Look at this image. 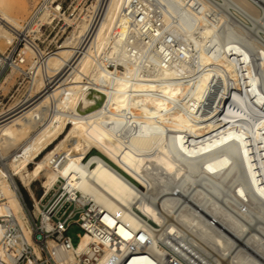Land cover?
<instances>
[{
	"label": "bare ground",
	"instance_id": "1",
	"mask_svg": "<svg viewBox=\"0 0 264 264\" xmlns=\"http://www.w3.org/2000/svg\"><path fill=\"white\" fill-rule=\"evenodd\" d=\"M234 1L249 13L264 3ZM27 8L0 0V43H8L0 53L23 42L0 71V94L25 80L9 104L16 111L0 122V216L41 255L18 181L34 218L52 230L31 183L40 179L47 197L61 180V195L104 226L87 222L92 233L69 250L47 238L59 264H90L83 253L109 264L143 240L156 252L183 245L210 264H264V38L225 1L92 0L48 52L36 37L61 2L37 0L24 17ZM231 147L237 157L214 154ZM4 227L0 219V237Z\"/></svg>",
	"mask_w": 264,
	"mask_h": 264
},
{
	"label": "built area",
	"instance_id": "2",
	"mask_svg": "<svg viewBox=\"0 0 264 264\" xmlns=\"http://www.w3.org/2000/svg\"><path fill=\"white\" fill-rule=\"evenodd\" d=\"M17 43V42H15ZM18 45L13 49V45L5 53H0V71L5 66L9 67V62L12 57L18 55ZM1 103L5 96L0 94ZM26 102L24 100L21 103ZM4 104H6L4 102ZM16 111L15 106L10 107L6 104L3 110H0V122L9 118ZM30 196V195H29ZM32 205L33 199L30 197ZM44 199L43 192L39 195V202L41 206L50 214L51 218L56 221L55 228L52 230L43 229L41 227L40 218H34L32 209L29 210L30 218L33 222V239L39 245L41 255H38L32 244L24 237L22 230L18 226H14L10 219H5L6 216H0L5 227L0 237V248L5 256L0 255V264H59L49 251L47 246V238H53L61 247L69 250L74 245H77L80 234L86 231L92 233L87 222L96 224V226L103 227L104 224L100 219H97L94 211H87L85 209H75V201L73 199L65 198L59 192L50 199L46 205L41 202ZM89 209V205H86ZM9 217V216H7ZM71 224H77L80 228L77 233V241L74 242L72 238L66 234V231ZM98 233L102 234L101 229H97ZM148 242V241H147ZM181 250L175 248L170 244H162L160 251H152L148 248L146 240L142 241L141 246L130 244L124 251H114L109 256V264H131L136 256H141L143 259L149 258L148 262L145 259L134 264H210L207 260L208 256L204 254L198 255L193 251H189L186 247ZM94 252L99 254V251L93 247ZM82 260H87L88 263L93 264L97 256H90L88 253H83Z\"/></svg>",
	"mask_w": 264,
	"mask_h": 264
},
{
	"label": "rangeland",
	"instance_id": "3",
	"mask_svg": "<svg viewBox=\"0 0 264 264\" xmlns=\"http://www.w3.org/2000/svg\"><path fill=\"white\" fill-rule=\"evenodd\" d=\"M37 0H26L27 2V13L23 15L24 17L27 16L30 13L31 8L33 7V4H35ZM61 2L62 10L58 13V15L52 20L51 23H45L41 26V31L36 37V41L39 43V45L45 49L46 51H52L54 50L58 44L60 45L65 37L68 36L72 28L75 26V23L77 19L80 17L81 13L85 10V8L92 2V0H58ZM219 2H227L228 3V13L232 16L233 19L237 18L241 23L243 24H249L250 27H252L253 35L261 36V38H264V3L257 2V5H255V10L251 13L245 10L244 8L240 7L234 0H216ZM264 1V0H263ZM230 2V3H229ZM236 3V4H235ZM54 5L56 2L53 3ZM240 7V10H238ZM234 15V16H233ZM259 17H258V16ZM65 23V27L62 28V25ZM257 31H256V30ZM23 31V30H22ZM17 41V40H16ZM8 43H0V49H6ZM23 44L22 41H18V48ZM5 51V50H4ZM13 79L9 83V88H6L4 92V102L9 105L10 102L13 100V97L17 94H19V85L22 87L21 82L25 83L24 79L19 80V82H15ZM13 84V85H12ZM20 87V88H21ZM8 89V90H7ZM3 93V92H1ZM61 135V137H63ZM56 141L49 145V147H53L55 145ZM93 152H97L96 149H92L87 155L83 158L86 160V158ZM118 169H120L122 172H124L134 183H136L139 187L144 188L145 181L138 176L133 170L128 168L126 165L122 164L121 161L118 163H113ZM34 166V163H30L29 167ZM19 187L22 192L23 198L25 199L27 205L29 208L32 209L33 205L31 202V195L29 190L26 186L22 185L19 181ZM62 181L60 180L51 192L48 194L47 197H44L42 200V204L46 205L47 202L52 199L58 192H60ZM31 188L34 190L36 196L38 197L42 191L43 187L41 185L40 179H36L31 183ZM30 195V196H29ZM32 198V197H31Z\"/></svg>",
	"mask_w": 264,
	"mask_h": 264
},
{
	"label": "crops",
	"instance_id": "4",
	"mask_svg": "<svg viewBox=\"0 0 264 264\" xmlns=\"http://www.w3.org/2000/svg\"><path fill=\"white\" fill-rule=\"evenodd\" d=\"M79 231H80V228L78 227L77 224H71L69 225L66 231V234L69 235L74 242H76L78 239L77 233H79Z\"/></svg>",
	"mask_w": 264,
	"mask_h": 264
}]
</instances>
